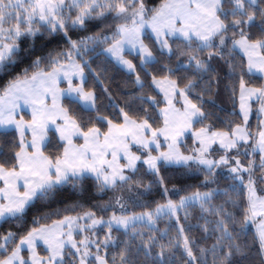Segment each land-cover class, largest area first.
<instances>
[{
    "label": "snow or ice",
    "instance_id": "1",
    "mask_svg": "<svg viewBox=\"0 0 264 264\" xmlns=\"http://www.w3.org/2000/svg\"><path fill=\"white\" fill-rule=\"evenodd\" d=\"M55 36L66 48L42 50ZM88 52L128 73L121 102ZM0 73V221L21 229L0 234V264H264V0H0ZM89 182L110 194L100 214L24 227L34 201Z\"/></svg>",
    "mask_w": 264,
    "mask_h": 264
},
{
    "label": "trees",
    "instance_id": "2",
    "mask_svg": "<svg viewBox=\"0 0 264 264\" xmlns=\"http://www.w3.org/2000/svg\"><path fill=\"white\" fill-rule=\"evenodd\" d=\"M148 3L151 6V5L159 3V0H148ZM70 34L72 35L73 39H77L81 35H86V34H91V33L90 32L84 33V32L76 31V32H72ZM66 46H67L66 42L63 40V38L61 36H55L47 44V47L43 48L42 50L46 51L48 48H53V47L63 49V48H66ZM37 48L38 49L42 48V45L39 41L37 42ZM96 51L99 52L100 48L98 47L96 49ZM129 58H131V57H129ZM83 60H90L92 63V67L96 68L97 70H100L103 68L108 69L107 73L104 74V76H103L104 85L109 87V89L113 93V96H114L116 102H121V100L123 98V94L127 92V89L123 88V82L129 79L128 73L125 70L121 69L119 66L113 67L114 62H112V64L105 63L103 56H100L99 58H97L96 54L93 52H88L87 54H85L83 57ZM226 71L227 70L224 69L221 72L222 77ZM4 79H5V77L3 76L2 73H0V84H3ZM88 83L90 86L93 84V76L91 73H88ZM63 86H66V85H63ZM95 86H96L97 94L99 96H101V98L103 100V104L107 105L109 103V101L107 100L105 94L102 92L103 86L98 84V83ZM215 99H216V103L224 109V111L222 113H220L222 117L226 116L227 113L232 111L233 103L229 99L228 93H226L224 91L223 84L221 85V90H220L219 95H217L215 97ZM236 111L237 112L239 111L238 96L236 99ZM255 120H256V116L253 113L251 120H250V125L252 126L253 129H254ZM189 144H190V140H189ZM243 159H245V162H246L247 158H243ZM224 176H227V170L226 169L224 170ZM201 179H202V177H201ZM187 183L197 184V183H199V181L198 180H189V181H187ZM228 184H229L228 181H225L223 178H221V180L219 182V187L221 189H223V188L228 187ZM168 187L171 188V184H169ZM211 187L215 188V187H217V185H211ZM201 190L207 191L208 189L202 188ZM158 192H159V190H157V195H155L154 197H150L149 199H161ZM184 194H186V193H181V195H184ZM108 195H110V194H108ZM108 195L101 196V195L97 194L95 192V189L92 186L91 182H89V184L87 185L86 189L83 192L75 191L71 188L70 185H66L63 188H61L59 190V192L51 200L34 201L26 213L24 227L27 228V227L31 226L32 219L34 216H38L39 214L45 213V212H52L53 210H56V209L61 210V212L63 213V210L66 207H70L73 204H79L82 207H78L75 209V211H69L68 213H64V214L76 215L77 212H83V211H87L90 209L95 210V211H97L98 214H100L99 209L96 208L95 205L102 203L103 201H106L108 199ZM178 198L179 197H177V196L173 197V199H178ZM223 202H224L223 197H217L212 201V204L218 206V205L222 204ZM227 207L230 211L233 210L231 208V206H227ZM139 210L140 209H137V211H139ZM179 215L181 216V218H183L184 212L181 211L179 213ZM201 216H202V214L200 212L199 207L197 206L195 209L191 210V216L189 217V220H187V221L182 220V222L186 226L196 225L198 223L202 224L204 222V220L201 218ZM56 218H58V217H56V216L52 217V219H56ZM206 218L213 223L217 219V217H215V216H207ZM166 223H167L166 220H161L160 227L163 228ZM8 230L18 231L21 229H17L16 225L14 223H6L4 221H0V234L5 233ZM254 233H255V231H254L253 227L251 225H249L248 231L245 234V236L242 237V239L247 240L251 244L253 242V239H254ZM192 234L194 236H196L198 239H200L203 236V233L197 228L193 229ZM100 235L102 238L103 237V231H101ZM212 242H213L212 239H208L207 245L210 246ZM252 251L254 254L256 252V248L253 247Z\"/></svg>",
    "mask_w": 264,
    "mask_h": 264
},
{
    "label": "crops",
    "instance_id": "3",
    "mask_svg": "<svg viewBox=\"0 0 264 264\" xmlns=\"http://www.w3.org/2000/svg\"><path fill=\"white\" fill-rule=\"evenodd\" d=\"M258 107V105H256V104H254L253 105V113L255 114V116H256V108ZM238 108H239V100H238ZM25 111V113H26V115L28 114V110L27 109H25L24 110ZM253 115V114H252ZM252 117V116H251ZM251 117H250V120H251ZM255 122H257V116H256V120H255Z\"/></svg>",
    "mask_w": 264,
    "mask_h": 264
},
{
    "label": "rangeland",
    "instance_id": "4",
    "mask_svg": "<svg viewBox=\"0 0 264 264\" xmlns=\"http://www.w3.org/2000/svg\"><path fill=\"white\" fill-rule=\"evenodd\" d=\"M256 125H257V122L254 123V129L253 130H255ZM253 229H254V227H253ZM254 231H255V229H254Z\"/></svg>",
    "mask_w": 264,
    "mask_h": 264
}]
</instances>
